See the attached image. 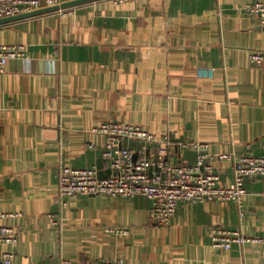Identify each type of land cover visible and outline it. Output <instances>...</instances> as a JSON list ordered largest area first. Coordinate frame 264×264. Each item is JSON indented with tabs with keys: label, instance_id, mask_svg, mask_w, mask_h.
Masks as SVG:
<instances>
[{
	"label": "crops",
	"instance_id": "obj_1",
	"mask_svg": "<svg viewBox=\"0 0 264 264\" xmlns=\"http://www.w3.org/2000/svg\"><path fill=\"white\" fill-rule=\"evenodd\" d=\"M254 1L264 0H94L0 23V43L26 48L0 73V213L20 214L1 219L18 227L13 264H264L262 245L215 248L209 237L217 225L264 236V177L244 179L241 208L183 202L169 225L151 219L143 196L74 195L59 225L49 216L60 165L101 160L109 173L106 136L92 131L103 121L206 142L214 153L264 155V64L248 59L264 50V25L244 10ZM172 156L195 160L177 147ZM213 164L219 184H230L229 162ZM115 225L128 233L105 230Z\"/></svg>",
	"mask_w": 264,
	"mask_h": 264
},
{
	"label": "built area",
	"instance_id": "obj_2",
	"mask_svg": "<svg viewBox=\"0 0 264 264\" xmlns=\"http://www.w3.org/2000/svg\"><path fill=\"white\" fill-rule=\"evenodd\" d=\"M69 0H0V18L19 13L60 5ZM124 3L130 0H110ZM76 5L59 8L62 15L75 12ZM244 10L264 25V1L245 4ZM24 44L0 43V73L5 71L11 58L25 56ZM248 59L252 64H264V50H249ZM106 136L102 157L108 165L109 173L101 178L96 167H73L60 165L56 171L58 185V212L50 214L53 224L59 225L61 213L71 196L103 194L112 197L132 199L143 196L150 201L151 219L161 225H169L177 206L183 202H203L205 200L234 201L241 208L245 194L244 179L264 177V155L249 153L236 156L232 151L210 152L208 143L202 141L179 140L175 142L171 132L157 135L140 125L124 122L103 121L92 129ZM135 140L142 147L133 150L123 145L124 140ZM193 150L195 160L188 162L172 156L173 148ZM229 162L232 169L230 184H219V173L213 162ZM16 212L0 213V264H13L14 252L9 248L18 240V227L1 221L7 217H17ZM106 231L116 234L128 233L124 226H107ZM210 245L215 248L230 249L255 243L264 247L263 235H246L235 228L213 226L210 229ZM59 264H72L61 258ZM84 264H126L119 256L99 257L86 260Z\"/></svg>",
	"mask_w": 264,
	"mask_h": 264
},
{
	"label": "water",
	"instance_id": "obj_3",
	"mask_svg": "<svg viewBox=\"0 0 264 264\" xmlns=\"http://www.w3.org/2000/svg\"><path fill=\"white\" fill-rule=\"evenodd\" d=\"M88 1H94V0H69V1L63 2L60 5L45 7V8H41V9L30 11V12H24V13H19V14L13 15V16L3 17V18H0V23H4V22H8V21H11V20H14V19L35 15V14H38V13H41V12L55 11V10H58L59 8L73 6V5H78V4H82V3L88 2ZM101 167H102V161L99 160L98 164H97L98 175H99V177L103 178L105 176L102 173Z\"/></svg>",
	"mask_w": 264,
	"mask_h": 264
}]
</instances>
